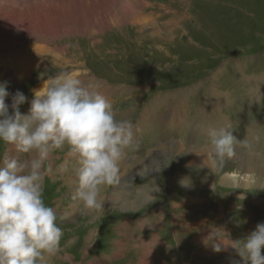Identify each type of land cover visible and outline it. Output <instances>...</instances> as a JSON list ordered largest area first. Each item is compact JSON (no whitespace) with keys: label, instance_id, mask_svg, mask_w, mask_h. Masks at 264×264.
I'll return each instance as SVG.
<instances>
[{"label":"rangeland","instance_id":"374dc122","mask_svg":"<svg viewBox=\"0 0 264 264\" xmlns=\"http://www.w3.org/2000/svg\"><path fill=\"white\" fill-rule=\"evenodd\" d=\"M14 52L23 54L16 53L17 58L33 71L18 74V64L8 65V54ZM35 56L41 58L40 65L35 64ZM63 73L93 78L91 90L104 95L119 118L139 125L141 131L134 132L138 143L126 149L124 166L134 158H142L143 163L135 171L138 174H127L118 184L100 189L105 210H94L93 221H87L82 203L74 199L76 188L65 182L69 177L76 186V159L67 146L51 152L43 199L58 213L63 236L60 252L47 257V264H231L239 260L232 247L245 237L234 233L228 212L216 210L212 218L196 219L190 215L197 214L195 209L205 202L184 206L183 199L218 198L224 192L218 185L221 176L232 172L240 178L251 172L214 166L216 191L206 190L203 196L199 177L211 174L210 169L186 167L179 162V151L158 147V135L170 132L169 124L176 127L170 142L178 144L184 137L193 149L198 143H210L205 132L197 134L190 119L196 107L209 102L210 91H221L233 99V105L228 104L234 110L221 104L213 112L225 111L229 120L241 119L240 125L233 121L228 130L249 146L251 152L243 149L249 158L258 150L264 156V0H0V83L7 82L10 94L20 90L28 97L21 113H28L40 82L49 83ZM6 103H11V97ZM151 107L154 120L148 126L143 120L149 115L142 111ZM124 111L130 114L126 117ZM176 114L186 117L182 125ZM248 124L254 130L247 129ZM245 134L252 135L250 141L243 139ZM8 154L29 158L0 142V163ZM188 173L189 180L195 179L189 191H177L176 182ZM149 181L159 195L146 192L141 201L137 195L145 187L140 185ZM117 192L118 198L125 195L130 204L138 205H107V197ZM159 200L166 204L162 210L154 204ZM72 203H77L75 210L62 215ZM217 244L227 249L216 252Z\"/></svg>","mask_w":264,"mask_h":264},{"label":"clouds","instance_id":"9594fccd","mask_svg":"<svg viewBox=\"0 0 264 264\" xmlns=\"http://www.w3.org/2000/svg\"><path fill=\"white\" fill-rule=\"evenodd\" d=\"M7 89V82L0 83V142L29 158L8 154L0 163V264H47V257L60 252L63 236L57 226L58 213L43 199L51 152L70 149L78 163L74 199L85 210H102L100 189L119 183V163L134 145V125L118 120L104 95L68 73L35 92L27 114L20 107L28 97ZM9 97L10 104L6 103ZM208 137L219 170L236 156L241 142L227 128L209 129ZM180 184L192 186L187 178ZM232 248L239 260L231 264H264V222L235 240ZM222 249L217 244L214 250Z\"/></svg>","mask_w":264,"mask_h":264},{"label":"bare ground","instance_id":"6f19581e","mask_svg":"<svg viewBox=\"0 0 264 264\" xmlns=\"http://www.w3.org/2000/svg\"><path fill=\"white\" fill-rule=\"evenodd\" d=\"M43 6H45V5L42 4L41 7H43ZM171 23L167 22L168 25ZM31 30H33V29H31ZM43 43H45V42H43ZM55 48L58 50V52H65L63 50V48H61V47L60 48L55 47ZM16 53L18 56H22V57L24 56L23 54L18 53V52L8 54V56L11 57V59L9 60L7 58L6 63H8V65L18 64V66L15 67L16 69L18 67V69H17L18 74H22L24 72H25L24 74H28L29 72L33 71L32 67H28L29 69H27V67L24 66L22 60L17 58ZM36 57L37 56L34 57V62L36 65H40L39 60H41V58L38 59V57L37 58ZM63 69H64V67H63ZM25 70H27V71H25ZM85 76H88V75L84 74L81 76L80 79L82 80L83 85L85 87H88L91 90V87L93 86V78H89V76L86 78ZM47 85H48V82H46V81L40 82V84L38 85L37 91H40V90L43 91L47 87ZM253 91H255L257 94H259V90L256 89ZM228 103L229 104L231 103L233 105V99L229 98L228 95H226L225 93H223L221 91H218V92L217 91H210L209 92V102L206 104V106H202V108H200L201 106L196 107L194 109L195 114L190 119V121L192 119L194 121L193 123L195 124L197 134L201 135V133L205 132V135H208L209 129H213V128H215V129L233 128L234 127L233 121H235V123H237L239 121L237 116H234V118H230V120H229L227 113L225 111H224L225 113L220 112V111L213 112V110L216 109V107L220 106L221 104H227L229 106ZM180 106H181V104H180ZM152 109L153 108L151 107V109H149V110L146 109V111H142L144 115H147V114L149 115L148 118H146L147 117L146 116L145 117L146 119L143 120V122H145V121L147 122L148 126H150V124H152V122L154 120V114L153 113H155V112H154V110L152 111ZM181 109H182V107H181ZM230 109L234 110V108H231V107H230ZM144 110H145V108H144ZM123 114L127 117L130 114V111H124ZM174 114H175V112H172V115H174ZM179 114H183V113H179ZM117 115H118V117H117L118 120L124 119V118H119L120 114H116V116ZM176 116L181 119L179 124L182 125L185 122L186 117H182V115H177V114H176ZM149 119H152V120H149ZM140 121H141V117H140ZM212 121H214L215 123H213ZM229 121H231V124H229ZM240 121H241V119H240ZM240 121H239V125L241 123ZM206 123H209L207 129L204 128V125H207ZM134 125H135V123H134ZM135 126H137V125H135ZM135 126H134V132H135V130L139 129V125L137 127H135ZM253 126H254L253 124H248L247 129L250 130V128H251V130H254ZM168 127L171 128L170 132H168L167 130H163L158 135V138H159L158 147H160L162 151H166V152H169L170 150L179 151V153L182 154L181 155L182 159H180L179 162L182 160L183 163H185L186 167L191 166V167H194V169H202V166H203V167H206L207 170L210 169L211 174L208 175V173H207L206 176H204V174H206V173L201 174L199 177L200 180L198 179L199 180L198 182L201 184L202 187L205 188V192L202 193L203 196L204 195L206 196L207 191L210 192L213 189L216 191V187L214 188V176L215 175L217 176V174L213 172V170H214L213 168L215 166L214 159H213V155L211 153L210 148H206V147H210V143H205V144L203 143L202 144L203 146L198 145V144H200V143H198L196 146L197 148L193 149V148H189L188 144H185V142H184L185 138L184 137L180 138L181 142L178 144L170 142L168 139L170 137L174 136L171 133L172 132L171 130H172V128L174 130L176 127L174 125H169V124H168ZM184 128H185L184 132L188 131V126L185 125ZM149 129H151V128H149ZM239 131H240V129H239ZM240 132L236 135L239 136ZM262 132H264V131H262ZM247 133L252 134V133H254V131H249ZM249 134L242 135L243 139H244V137H248L245 140L250 141L252 135H249ZM205 135H203L204 140L206 139ZM163 141H164V144L162 143ZM137 143L135 140L134 141V147L136 146ZM248 147L249 146H247V145L245 147L244 142L241 141V143L237 146L236 156L232 159L227 160L223 168L236 166V171L239 169L245 170L246 172H251L250 175H247L244 172L245 176H243V177L239 176L240 178H237L231 172V173H228V175L221 176L219 178V184L218 185L219 186L221 185L224 188V192H223V195H221V196L219 195L220 197H218V198L216 196H211V198L208 199V201L206 200L207 198L205 199L206 201L204 200V198H203V200L198 198L197 200L194 199L193 201L190 199V197H186L185 199H183L184 206L185 205H196V206H198V204H200V202H201V204H202V202H205V206H202V207L198 206V208L195 209V210H198L197 214L193 215L194 214L193 213L190 215L196 219L207 220V219L213 217V214L216 212V210H226L228 212L227 218H229V222L231 224L230 227L234 230V233H236V232L239 233L241 237H246L250 232L255 230L256 225L258 223L264 222V156L262 157V153H260L261 151L258 150L255 152L253 151V153L250 156L251 158H249L246 150H243V149H247ZM160 148L158 149V151H160ZM247 150H249V149H247ZM249 152H251V149L249 150ZM125 161H126L125 158H123L119 163V165L121 167V168L119 167L120 168L119 175H120V178L123 180L130 173L138 174L139 172H135V171L136 170L140 171L142 168V166H141L142 158L132 159L131 162H129L126 167L124 166ZM223 168H221V169H223ZM201 171H203V170H201ZM52 172H50L49 174H51ZM251 174H253V175H251ZM190 175H191V173L190 174L188 173V175H183L182 177H180L181 179L176 178V179H178V182H176V186L178 185L177 187H180L179 189H177V191L178 190L181 192L189 191L190 188L182 187L180 184V181L185 179V178L189 179L188 177ZM193 179H190L191 184H192ZM73 180H75V179H73ZM65 182H67V184H69V185L71 184L73 186V189L76 188V186L74 185L75 182L73 181L74 183H72V180L69 179V177H68V179L65 180ZM146 184H147V186H145L143 184L140 185L141 187H145V188H142L143 192H141V194L137 195L139 197V200H141V201H144V198H146L147 193H149L148 196L153 195V193H155L157 197L159 195L158 189L156 188L157 186L154 185L152 183V181H149ZM71 185H70V187H71ZM154 186H155V191H153ZM174 187H175V185H174ZM118 196L120 197L119 192H117V194L116 193L110 194L106 199V204L112 205V206H117V207H122V206L136 207V205H138V204H135V205L130 204L128 202V200L124 198L125 195H122L121 198H118ZM254 196L259 197V198L257 199ZM100 198H101V196L98 195V200L101 202ZM118 199H120V200L118 201ZM135 202H138V200L135 199L134 203ZM180 202H182V201H180ZM159 203L157 202L154 204H158L157 208L159 210H162V207L164 208V206L166 204H164V202L161 200H159ZM76 204L77 203H74V204L72 203V205L65 207L64 211H66V212L62 213V215H66V214L70 215V213H71L70 211L75 210V206H77ZM102 205H103V203H102ZM80 206H82V208H83L82 204H80ZM103 210H105V209H103ZM84 211L87 212L88 218L86 220L91 221L93 219V217L95 216V215L92 216V214L94 213V210H91V211L84 210ZM255 212L257 214H255ZM218 216H219V218H221L222 213H219ZM249 224H250V226H249ZM214 246L216 248L217 245H214ZM226 249H227L226 247H223V250H226ZM206 251L209 252L210 250H206Z\"/></svg>","mask_w":264,"mask_h":264},{"label":"crops","instance_id":"0c3cea01","mask_svg":"<svg viewBox=\"0 0 264 264\" xmlns=\"http://www.w3.org/2000/svg\"><path fill=\"white\" fill-rule=\"evenodd\" d=\"M250 97H252V96H251V91H250Z\"/></svg>","mask_w":264,"mask_h":264}]
</instances>
